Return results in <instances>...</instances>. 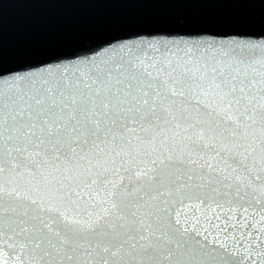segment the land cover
<instances>
[{"label": "snow or ice", "instance_id": "6c2138e0", "mask_svg": "<svg viewBox=\"0 0 264 264\" xmlns=\"http://www.w3.org/2000/svg\"><path fill=\"white\" fill-rule=\"evenodd\" d=\"M0 264H264V39L0 78Z\"/></svg>", "mask_w": 264, "mask_h": 264}, {"label": "water", "instance_id": "95a60500", "mask_svg": "<svg viewBox=\"0 0 264 264\" xmlns=\"http://www.w3.org/2000/svg\"><path fill=\"white\" fill-rule=\"evenodd\" d=\"M260 39L264 0H0L4 79L139 41Z\"/></svg>", "mask_w": 264, "mask_h": 264}]
</instances>
